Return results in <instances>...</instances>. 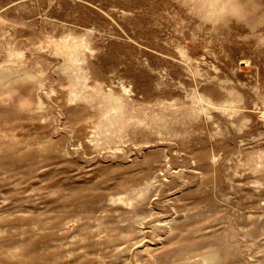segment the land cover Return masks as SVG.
I'll return each mask as SVG.
<instances>
[{
  "label": "rangeland",
  "instance_id": "rangeland-1",
  "mask_svg": "<svg viewBox=\"0 0 264 264\" xmlns=\"http://www.w3.org/2000/svg\"><path fill=\"white\" fill-rule=\"evenodd\" d=\"M0 264H264V0H0Z\"/></svg>",
  "mask_w": 264,
  "mask_h": 264
}]
</instances>
